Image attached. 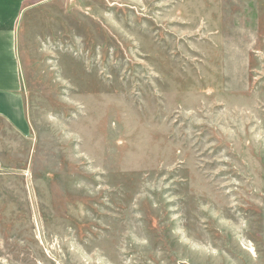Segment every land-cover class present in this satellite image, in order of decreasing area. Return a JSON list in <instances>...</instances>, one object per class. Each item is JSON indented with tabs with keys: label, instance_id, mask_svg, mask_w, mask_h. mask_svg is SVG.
I'll return each instance as SVG.
<instances>
[{
	"label": "rangeland",
	"instance_id": "rangeland-1",
	"mask_svg": "<svg viewBox=\"0 0 264 264\" xmlns=\"http://www.w3.org/2000/svg\"><path fill=\"white\" fill-rule=\"evenodd\" d=\"M28 2L0 264H264V0Z\"/></svg>",
	"mask_w": 264,
	"mask_h": 264
},
{
	"label": "crops",
	"instance_id": "crops-1",
	"mask_svg": "<svg viewBox=\"0 0 264 264\" xmlns=\"http://www.w3.org/2000/svg\"><path fill=\"white\" fill-rule=\"evenodd\" d=\"M28 0H0V120L28 138L32 125L27 113L22 29L31 11Z\"/></svg>",
	"mask_w": 264,
	"mask_h": 264
}]
</instances>
